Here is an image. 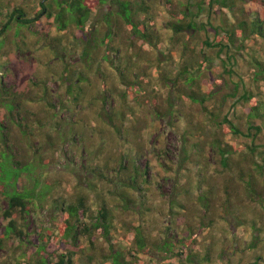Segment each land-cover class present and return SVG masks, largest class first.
<instances>
[{"label": "rangeland", "instance_id": "rangeland-1", "mask_svg": "<svg viewBox=\"0 0 264 264\" xmlns=\"http://www.w3.org/2000/svg\"><path fill=\"white\" fill-rule=\"evenodd\" d=\"M40 1L0 0V26L20 6L24 18L33 17ZM86 1L91 4L86 24L93 26L99 41L105 32L100 19L106 10H114V2ZM136 1L149 6L153 44L133 38L114 15L109 48L118 51H110L111 60H104L107 47L100 45L90 68L75 41L76 25L69 21L60 29L47 11L30 25L11 20L0 38V80L5 81L7 98H17L11 113L0 104L6 126V135L0 134V164L5 153L10 167L22 170L15 182L18 191L35 194L25 199L24 209H7L3 191L9 188L0 180V264H54L60 255L69 257L70 264H114V257L120 264H264V114L251 115L252 102L239 97L245 87L260 114L264 112V80L252 79L251 58L264 62V37L246 39L232 61L223 53L217 57L215 49L203 50V31L188 39L184 51V34L174 36L166 22L172 13L180 14L186 0ZM238 2L264 25V0ZM57 9L53 6L52 13ZM222 11L214 9L213 23L221 25L224 14L234 21ZM145 18L142 12L135 15L136 21ZM207 33L212 40L209 26ZM202 51L211 58L196 82L200 94H209L204 104L180 94L171 83L183 53L197 63L191 64L193 70L204 59ZM118 63L127 82L121 81ZM80 71L87 77L80 83L84 104L53 116L67 89L62 75L68 72L72 80ZM104 87L106 106L99 98ZM105 112L113 115L122 136ZM224 119L241 134L233 133ZM251 125L260 128L255 132ZM185 130L186 156L181 143ZM215 138L228 151V166L220 160ZM122 157L127 165L134 159L146 169L139 189L125 184L132 167L120 169ZM79 197L89 210L86 226L75 228L73 244L63 230L67 220L76 221L61 208ZM102 206L110 215L106 228L97 221ZM9 223L14 227L6 232Z\"/></svg>", "mask_w": 264, "mask_h": 264}, {"label": "trees", "instance_id": "trees-1", "mask_svg": "<svg viewBox=\"0 0 264 264\" xmlns=\"http://www.w3.org/2000/svg\"><path fill=\"white\" fill-rule=\"evenodd\" d=\"M105 0H97L99 3H103ZM113 1L114 4L112 6L113 9L106 10L105 13L101 17L100 23H104L105 25V32L100 37L99 41L94 36V30L93 26L87 25L86 21L89 16V12L91 9V4L87 3L86 0H41L39 2V5L41 8L39 11H35V14L31 18H24V13L22 11V7L14 8L11 11V15L9 20L0 26V38L5 33L6 29L8 28V24L11 20H15L21 25H30L33 22H36L40 19V17L43 15L44 11H47L48 16L54 15V19L57 22V26L62 29L66 26L67 22L72 21L77 29L79 30V34L76 35V42L81 45V58L83 62L86 64V67L90 68L95 64L96 60V52L98 51V48L100 45H105L107 47L105 49L104 54L102 55V58L109 59L107 54L111 52H116L118 49L116 48H109L110 41L112 40L113 35L115 34V17H119L123 23L130 29L131 34L133 35V38L140 39L143 42H146L148 44H153L152 39L154 38V35L152 33V29L150 27V23L147 20H150V15H148V8L149 6L144 1H136V0H110ZM239 0H186V3L184 4V7L180 10V14L176 15L175 13H172L173 17L171 20H168L166 22V26L170 28L174 34V36L178 37L181 34H184L185 40L183 41V50H186V47H188V39L191 37L193 38L197 32L203 31L204 37L201 40V44L204 49H215V54L217 57H220V55L223 53L226 56V59L229 61L234 60L235 58V49L238 51L241 49L240 47H244V41L246 39H249L253 35H259L261 37H264V25L263 21L257 17L255 14L250 17L252 14L251 11L246 10L243 5L239 4ZM62 3L64 6H62ZM53 6H56L58 9L53 14L51 9ZM217 8L219 11H222L224 9L227 10L229 15L234 18V21L229 22L227 15H223L221 22L222 24H216L213 23L211 13L214 12V9ZM137 12H142L146 15V18L141 21L135 20V15ZM223 12V11H222ZM67 14V15H66ZM210 27L214 32V37L212 40H209L208 33H207V27ZM220 31H223V33H219ZM220 35V36H219ZM132 38V39H133ZM180 38V37H179ZM51 49L54 53L58 54L57 49L55 48V45H51ZM203 52L204 59L198 63L197 68L191 69V64L196 63L194 60H191L189 58V54L182 55L181 63L177 69V72L175 73L174 77L171 78V83L173 86L176 87V91L180 94L187 95L188 98H190L192 101L199 102L201 104H204V102L209 98V94L202 95L201 92L198 91L197 87V80L198 77L201 74V70L204 68H207L205 64H207L208 59L211 60L210 57H207ZM163 54V53H161ZM163 56H165L163 54ZM252 58V64L255 66V70L253 71L252 79L253 80H264V62L261 60L256 59V57ZM226 60H222V64L224 68L227 66ZM197 64V63H196ZM229 67V66H228ZM119 75L121 76V81H125V74L124 69L121 68V66H116ZM95 70L98 72L100 70L99 65L97 64L95 67ZM225 71H228L230 74L233 73L231 68L226 69ZM69 72V71H68ZM68 72H64L62 75V80L66 83V92L59 98L58 106L56 107L55 111H52L51 114L53 116H57V113H62L66 111L67 113L71 112L73 109H76L77 106H82L84 104V101L82 100L84 98L83 95V89L81 86V82H84V80L87 79L85 75H83V71H80L79 74H77L76 79H70L68 76ZM234 74V73H233ZM3 78V75H2ZM104 80V83H106V79L102 77ZM79 81V83H76V81ZM182 84H184L187 88L182 89ZM5 86V81L2 79L0 80V100L1 98H6L4 101H0V104H3L8 111L11 113L13 110H15L17 102L16 95L12 98H7L9 96L8 91H6L3 87ZM189 86L191 87V91L189 93ZM239 88V82H236L234 85L235 92L238 91ZM126 92V91H125ZM107 93L108 90L104 87L101 91L99 98L104 102V105L106 106L107 101ZM6 96V97H5ZM124 96V95H123ZM239 97L243 100H249L252 102L251 105V111L253 116H263L264 112L260 114L258 105H255L254 102L256 99L251 95V93L246 89L245 87L241 88V93ZM82 100V101H81ZM48 101V100H47ZM90 101V100H89ZM171 107V100L170 103H168ZM48 105L52 107V103L49 101ZM172 109V108H171ZM169 108V110H171ZM109 112H112V109H109ZM103 113V112H102ZM101 113V115H102ZM120 116H123V112L120 111ZM104 116L108 118L109 123H111L114 130L119 134V136H122V129L121 127L114 122V117L111 113L105 112ZM224 122H227L229 125V128L233 133H240V130L236 125H234L229 119H224ZM5 125L0 120V134L2 136H5ZM250 128H254L255 132L259 130V126L251 125ZM254 132V133H255ZM61 136V133H60ZM189 136V131L185 130L182 134V141L183 144L182 152L184 156H186L187 152L184 149V144L186 141V137ZM2 138V137H0ZM62 138V136H61ZM213 144L216 146L218 152L220 153V160L223 164V166H228V158L226 154L228 153L227 149L221 146L219 143V139L215 138L213 141ZM3 157V162H1V170L2 173L0 175V180L4 182V185H6L9 189L4 190V195L8 198V206L7 209L20 207L21 209H24L26 207L27 200L26 198H29L30 196L35 197V194L33 192L25 191V192H19L16 188L15 182L17 181L20 172L22 170H18L16 168L10 167L9 164V157L5 155V153L1 154ZM125 157H122L121 163L119 164L120 169H128L129 166L132 167V171L129 173L125 184L127 187L132 188L134 190L140 188V181L145 180V174L146 169H140L136 161L134 159L130 160V164L127 163V159H124ZM132 162V163H131ZM28 167H25L24 170H28ZM140 178V180H139ZM36 180V179H35ZM37 185V182L35 181V184L33 185V189H35V186ZM45 192V191H44ZM127 201V200H126ZM6 209V210H7ZM63 212H66L68 219H73L76 221V223L73 222H66V225L64 226L63 235L64 237H70L71 243H76L77 236L75 234V228L80 230L82 229V226H86V222L84 221V218L87 216L88 212V206L85 204L83 197H79L77 201L70 202L64 207L61 208ZM6 216L9 215V212L7 211ZM109 213L106 207L102 206L98 211V225H103L104 228L107 227L108 221H109ZM14 225L13 223H9L5 230L6 232H10L13 229ZM136 243L138 247H142L143 243L141 241L140 236L136 237ZM65 258V259H64ZM64 260H66L67 264H70L69 257H65V255H60L58 258V261L54 264H63ZM114 264H120L117 257L113 258Z\"/></svg>", "mask_w": 264, "mask_h": 264}, {"label": "flooded vegetation", "instance_id": "flooded-vegetation-1", "mask_svg": "<svg viewBox=\"0 0 264 264\" xmlns=\"http://www.w3.org/2000/svg\"><path fill=\"white\" fill-rule=\"evenodd\" d=\"M58 1H61V0H58ZM45 12V10H43Z\"/></svg>", "mask_w": 264, "mask_h": 264}]
</instances>
